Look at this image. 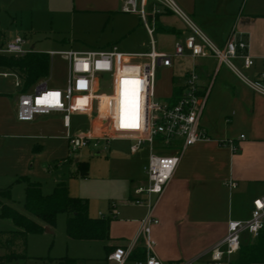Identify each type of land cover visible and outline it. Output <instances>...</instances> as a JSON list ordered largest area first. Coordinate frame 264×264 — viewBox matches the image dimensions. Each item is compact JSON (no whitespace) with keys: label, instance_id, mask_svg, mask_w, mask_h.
I'll return each mask as SVG.
<instances>
[{"label":"rangeland","instance_id":"obj_1","mask_svg":"<svg viewBox=\"0 0 264 264\" xmlns=\"http://www.w3.org/2000/svg\"><path fill=\"white\" fill-rule=\"evenodd\" d=\"M87 1L0 0V50L4 42L17 36L26 38L28 50L46 54L107 48L131 53L142 51L136 46L143 41L150 42L145 31L136 28L137 15L86 10ZM155 39L158 52H171L173 36L156 34ZM49 57V74L39 82H47L49 88H63L67 82L68 64L59 54ZM174 62L176 74L190 68V62L185 59ZM199 63L201 67L197 73L202 80L209 81L206 74L212 62L206 60ZM222 66L219 79L224 78L225 81L220 86L219 95L223 108L213 118L219 126L230 125L232 121L230 107L236 103L235 87L239 80L232 76L225 64ZM3 72L0 70V73ZM217 75V72L213 74L209 85ZM177 79L171 78L170 70L158 67L154 99L159 102L167 100ZM219 79L213 88L219 87ZM14 84L13 77L0 76V192L9 191L8 196L0 194L1 202L25 213L27 182L39 183L42 193L49 195L55 183L63 181L72 198L86 202L89 217L100 218L103 214L111 219L114 226L111 243L122 245L124 241L119 238L127 231L125 223L120 222L124 217L122 211L131 212L124 205L128 201L129 184L134 180L133 175L142 172L148 152L143 149L133 157L130 154L131 143L124 140L112 141L110 150L99 155L91 148L70 152L67 141L60 137L56 128L57 116H39V125L17 120L15 101L25 89L24 86L16 88ZM227 84L229 86L225 87ZM72 119L77 130L88 129L89 122L85 117L74 115ZM98 129H101V134H112L106 125H100ZM116 213H119L117 219L114 218ZM68 217L66 213L58 214L50 233L30 234L26 244L27 259L9 264H59L63 258L82 260L85 264H107L108 253L104 242L78 241L67 237ZM15 229L11 220L0 217V231ZM248 241L249 237L242 234L241 243Z\"/></svg>","mask_w":264,"mask_h":264},{"label":"built area","instance_id":"obj_2","mask_svg":"<svg viewBox=\"0 0 264 264\" xmlns=\"http://www.w3.org/2000/svg\"><path fill=\"white\" fill-rule=\"evenodd\" d=\"M170 9L185 24L188 35L174 44L172 53H161L155 48V26L147 25L150 51L145 53H122L116 48L85 52H50L61 55L68 64L67 82L63 88H49L47 82H39L16 98V117L19 122H33L39 116L60 114L70 152L91 148L99 154L108 152L113 140L131 142L130 153L148 152L144 167L145 185L138 187L135 198L128 203L144 206L148 213L140 222L136 238L127 247H118L107 257L109 262L125 264L137 243H142L146 257L134 264H164L153 253L149 235L158 221L153 217L152 198H160L171 181L185 150L198 142L208 140L201 127L211 85L202 89L196 60L216 58L225 64L256 93L264 96V68L256 81L248 80L236 66L241 60L245 69L255 65L247 53L248 43L232 33L224 48H218L203 31L187 16L174 0H157ZM125 11L137 12L136 4L129 0ZM146 21V20H145ZM26 48V38L17 36L0 50V54L24 57L31 53ZM192 59L191 69L185 75L180 92L165 101L154 99L156 70L171 68L174 59ZM4 78L13 77L15 87L23 81L14 72L0 73ZM131 101V102H130ZM130 102V103H129ZM129 106V107H128ZM124 112V116H122ZM74 115H81L89 122L87 130L73 131ZM108 126L112 134H101L98 126ZM242 140L244 136L240 137ZM233 152L234 140L219 141ZM233 186V185H232ZM264 232V200L254 201L251 218L247 221H230L223 240L209 251V264H230L241 248V235L248 233L256 239Z\"/></svg>","mask_w":264,"mask_h":264},{"label":"crops","instance_id":"obj_3","mask_svg":"<svg viewBox=\"0 0 264 264\" xmlns=\"http://www.w3.org/2000/svg\"><path fill=\"white\" fill-rule=\"evenodd\" d=\"M128 1L88 0L86 10L130 13L125 11V8L129 7ZM133 1L137 12H144L146 21L139 13L130 14L137 15L135 17L137 19L135 20L137 21L136 28L145 31L147 36L146 24L153 25V23L155 35H171L174 44L184 40L187 36L188 30L184 22L157 0ZM174 2L218 48H224L232 33L248 43L247 53L254 59L255 65L250 69H245L241 60H235V64L241 72L245 73L244 76L248 80H257L264 68V0H174ZM7 42L9 41L4 42L3 46ZM149 43L143 41L136 46L142 51L131 53L150 51ZM174 44L170 53L173 52ZM155 48L158 51L157 41ZM180 59L189 61L190 68L176 74L174 60L179 59L173 60V66L168 70L173 80L176 77L178 79L177 83L172 85L171 96L180 92L185 75L192 66V59L188 57ZM206 60L212 62V67L206 74L209 81L215 72L218 74L214 82L210 83L212 84L211 90L201 118V127L205 129L209 139L198 142L185 150L162 197L152 198V203L155 205L153 217L158 224L152 226L149 242L154 255L164 264H209V251L224 239L228 223L249 220L254 209V201L264 200V96L256 93L226 65L232 76L239 79L237 88L235 87L234 101L236 103L230 107L232 113L230 125H216L213 118L223 108L219 91L225 79H219L223 66L219 65L217 59L213 57L197 59V70L201 67L199 62ZM199 77L202 89L210 86L207 79L202 80L201 75ZM218 79L219 87L213 88ZM228 86L227 84L225 87ZM15 105L17 108L16 101ZM124 114L122 112V116ZM51 115L57 116L56 128H58L60 137L67 141L62 116L60 114ZM38 118L40 117L33 122L21 123L39 125ZM73 131H77L74 122ZM241 136L245 138L242 140ZM228 139L234 140L233 145L237 148L236 152L228 146L220 145L219 141ZM147 162L148 155L142 172L133 175L134 180L129 184L128 201L124 205L130 208L131 212L122 211L124 217L120 219V222L125 223L124 226L127 229L119 238L124 241L122 245L111 243L114 240L111 237L114 226L110 224V239L104 242L108 255L118 247L129 246L138 235L141 220L148 213L146 207L128 203L136 197L134 191L147 182L144 172ZM59 182L61 181L56 182L54 187ZM118 217L119 213L114 214L115 219ZM51 231L52 228L45 226L44 232L50 233ZM245 234L249 237V241L241 243L243 248L258 244L260 240L261 243L264 242V235L258 240L248 233ZM138 246H143V244L137 243L136 247ZM236 258L237 255L232 262ZM136 261L129 259L125 264L129 262L134 264ZM106 262L115 264L109 262L107 258Z\"/></svg>","mask_w":264,"mask_h":264},{"label":"trees","instance_id":"obj_4","mask_svg":"<svg viewBox=\"0 0 264 264\" xmlns=\"http://www.w3.org/2000/svg\"><path fill=\"white\" fill-rule=\"evenodd\" d=\"M50 57L45 53L31 52L24 57H13L0 54V70L11 71L19 75L25 90L35 86L49 74ZM8 196L9 191H1ZM25 213L6 205L0 200V217L11 220L15 230L0 231V264L25 260L27 238L30 234H40L45 226L55 227L57 215L68 214L66 223L67 237L71 240L88 242H106L110 239L111 219L106 216L91 218L87 213V204L82 199L72 198L65 182L56 184L49 195L42 193L39 183L27 182ZM264 232L257 238L260 240ZM264 242L241 247L237 258L231 264H263ZM143 246L136 247L130 254V260H144ZM59 264H84L77 259L63 258Z\"/></svg>","mask_w":264,"mask_h":264},{"label":"water","instance_id":"obj_5","mask_svg":"<svg viewBox=\"0 0 264 264\" xmlns=\"http://www.w3.org/2000/svg\"><path fill=\"white\" fill-rule=\"evenodd\" d=\"M97 155H99V153H97Z\"/></svg>","mask_w":264,"mask_h":264}]
</instances>
